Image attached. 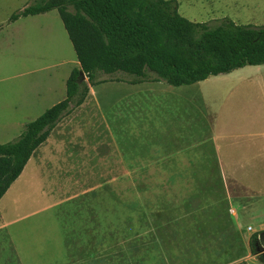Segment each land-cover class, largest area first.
Masks as SVG:
<instances>
[{
    "label": "rangeland",
    "instance_id": "obj_1",
    "mask_svg": "<svg viewBox=\"0 0 264 264\" xmlns=\"http://www.w3.org/2000/svg\"><path fill=\"white\" fill-rule=\"evenodd\" d=\"M40 1L0 0V144L62 98L78 68L56 11L8 22ZM175 1L191 22L264 26V0ZM114 84L89 92L1 199L0 224L15 222L0 230V264H38L30 247L52 244L61 232L71 264H264V220L249 216L261 196L224 178L194 107L181 112L188 124L173 140L142 141L122 125L120 102L91 103L106 88L123 96Z\"/></svg>",
    "mask_w": 264,
    "mask_h": 264
},
{
    "label": "trees",
    "instance_id": "obj_2",
    "mask_svg": "<svg viewBox=\"0 0 264 264\" xmlns=\"http://www.w3.org/2000/svg\"><path fill=\"white\" fill-rule=\"evenodd\" d=\"M51 10L58 12L78 68L66 80L62 101L27 123L14 141L0 144V199L56 126L84 103L90 87L188 86L264 65V26L236 25L227 18L191 22L178 13L175 0H41L11 14L8 22Z\"/></svg>",
    "mask_w": 264,
    "mask_h": 264
},
{
    "label": "crops",
    "instance_id": "obj_3",
    "mask_svg": "<svg viewBox=\"0 0 264 264\" xmlns=\"http://www.w3.org/2000/svg\"><path fill=\"white\" fill-rule=\"evenodd\" d=\"M51 11L35 16H48ZM112 83L122 87L125 91L123 96L114 99L111 91L106 88L105 95L99 100H92L91 103L103 108L120 102L124 118L122 125L135 128L142 141L173 140L179 135L178 126L188 124V122L182 123L179 119L181 112L186 110V107L190 109L194 107L202 122L205 123L206 140L214 146L221 174L225 179L233 180L235 185L254 192L256 196H261L258 201L250 204L249 216L251 219L264 220V65H248L228 74L210 76L188 86H171L163 82H144L135 85ZM193 86H198L197 91L190 94L192 89L189 88ZM89 89L91 94L97 88L94 86ZM65 96L66 91L65 95L56 99L52 105L62 101ZM90 98L91 96L87 95L82 105ZM14 108L17 110L16 106ZM134 116L137 118L135 124L129 120ZM61 122L56 128L61 125ZM131 134L135 135V133ZM1 199L0 216H4ZM31 200L34 199L25 201L31 202ZM20 204L21 202H17L9 206V210L19 208ZM14 222L15 220L2 221L0 230L5 229V226L9 228ZM53 238L51 245L47 243L30 247L35 262L38 264L73 263L74 261H69V251L66 248L63 233H55ZM84 250H90V247L81 249V251ZM75 262L80 263L82 260ZM19 263L21 264L20 261Z\"/></svg>",
    "mask_w": 264,
    "mask_h": 264
}]
</instances>
